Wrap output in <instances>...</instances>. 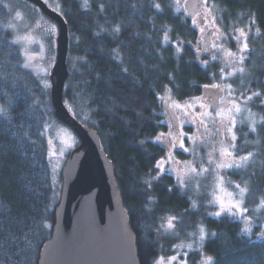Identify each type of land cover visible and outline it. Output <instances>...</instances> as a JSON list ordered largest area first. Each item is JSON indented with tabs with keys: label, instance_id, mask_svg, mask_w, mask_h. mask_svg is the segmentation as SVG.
<instances>
[{
	"label": "trees",
	"instance_id": "16d2710c",
	"mask_svg": "<svg viewBox=\"0 0 264 264\" xmlns=\"http://www.w3.org/2000/svg\"><path fill=\"white\" fill-rule=\"evenodd\" d=\"M210 2L225 26H249L245 71L226 81L217 63L197 57L199 33L175 0H57L74 60L63 100L97 130L113 164L139 264L179 252H185V264H203L206 257L213 258L211 264H264V0ZM18 49L0 4V108L5 110L0 116V264H38L59 199L44 130L59 121L50 93L22 67ZM215 83L228 92L231 85L234 98L251 96L244 105L256 115L255 132L246 123L236 128L233 149L237 156L252 155L245 166L229 172L232 181L248 189L243 206L253 224L247 232L236 218L211 216L203 202L193 206L170 174L152 179L164 155V147L154 141L166 127L159 96L167 89L183 100ZM169 217L176 219L168 231L163 223ZM201 228L203 241L195 237L189 249L179 248L180 240Z\"/></svg>",
	"mask_w": 264,
	"mask_h": 264
},
{
	"label": "rangeland",
	"instance_id": "374dc122",
	"mask_svg": "<svg viewBox=\"0 0 264 264\" xmlns=\"http://www.w3.org/2000/svg\"><path fill=\"white\" fill-rule=\"evenodd\" d=\"M176 1V0H175ZM186 1V0H185ZM179 0L180 7L184 10L188 16L193 17L200 22L199 26L205 27L203 33L200 32L199 26L196 27L199 33L198 42L196 44L197 57H205L209 62H215L218 64L221 71L220 79L223 76L226 81L228 79V73L233 72L234 69L243 67V63H238L239 60V48L245 41V38L233 39V36H239L234 29H243L247 34L249 32V26L247 25H229L225 26L221 21V16L218 9L214 4L207 0V7L202 6V0H190L189 5L195 7L193 14H189L184 6V2ZM46 4L54 10H58L57 0H44ZM181 3V4H180ZM0 4L4 7L5 12V27L11 34V38L14 43L18 46V50L21 55V65L24 67L31 76L39 83L43 89L50 93V73L56 57V36L58 33L57 25L47 18L36 6L23 0H0ZM59 11V10H58ZM199 12L201 15L197 16ZM206 12H210L208 16L209 20L215 19V27L212 24H204L202 17ZM219 29V31H217ZM213 44L219 46V50L213 47ZM70 45V44H69ZM228 52L236 53L235 59L227 56ZM245 55V53H243ZM215 56V59H213ZM70 65L67 59V65L72 66L74 60L71 59L69 54ZM237 73V72H235ZM223 83V82H220ZM214 85V84H211ZM221 92L217 88L209 87L204 90L202 95L188 97L183 100L174 99L169 90L165 89L164 93L159 96V102L161 106V121L164 123L165 130L159 132L155 137L161 133L164 134L162 139L164 143H159L164 147V158L166 161L164 164L165 171L163 173L170 174L176 183L179 185L181 190L187 192L193 200V206L199 202H203L206 211L211 216H216L214 213L220 211V202L222 201L225 206H228L234 200L240 199L238 189L235 185L239 184L241 187H245L244 184L232 181L233 179L229 175V172L236 170L217 168V164L221 162L220 148L222 147L221 141L231 143V134L226 130L220 132L217 131V126L220 120L229 115H234L236 124L233 128V132L236 134V128L242 123H246L250 126H255L256 115L252 113L250 109L244 105L246 97L241 99L234 98L226 90L225 86L220 85ZM200 98L199 101L193 98ZM162 98V99H161ZM235 101L241 106L240 113L229 114L226 110L232 107L230 101ZM179 103L181 105L193 104L192 108L175 109L169 107L173 103ZM66 107L73 113L70 102L64 101ZM205 105L204 108L200 107V104ZM224 110L221 117H217V111ZM185 112L188 114L185 115ZM209 113L210 115L205 117L207 128L200 125L199 119L201 113ZM178 118V119H174ZM195 121V122H193ZM183 122V123H182ZM169 124L172 128H169ZM231 126V125H229ZM173 131L177 137L180 132H183L184 146L189 149L188 152H184L180 149L178 141L175 148L172 147L171 137L168 133ZM44 136L46 139L49 164L53 171L56 181H54L56 196L60 194L61 189V169L68 156L70 149L75 146L78 142V138L75 133L66 125L60 122H51L46 125L44 130ZM189 137L193 139H189ZM237 137V134H236ZM233 151V149H230ZM234 152V151H233ZM211 155L212 163L209 164V157ZM236 157L247 156V155H235ZM161 158L159 160H161ZM231 159V158H228ZM249 159V158H248ZM177 161L179 163H177ZM248 161V160H247ZM245 162V164L247 163ZM245 164L243 166H245ZM195 167L196 172L193 173L191 168ZM201 168H207L206 173L200 171ZM159 172V169H158ZM220 177L223 179L221 180ZM181 178L184 179L185 183H180ZM242 208H245L242 205ZM229 214L227 212L221 215H228L232 218L240 220L249 229V225H252L251 219L247 215V212L241 214L235 212ZM167 221L163 223L164 228L167 230ZM169 231V230H168ZM200 231L196 234L189 235L179 241V248L189 249L195 239L199 237ZM195 239V240H194ZM190 246V247H189ZM182 253V254H181ZM185 252H179L172 256L164 257L160 256L155 259V264H185ZM175 256V260H170L171 257Z\"/></svg>",
	"mask_w": 264,
	"mask_h": 264
},
{
	"label": "water",
	"instance_id": "95a60500",
	"mask_svg": "<svg viewBox=\"0 0 264 264\" xmlns=\"http://www.w3.org/2000/svg\"><path fill=\"white\" fill-rule=\"evenodd\" d=\"M24 1L57 24L50 101L54 117L78 138L61 169L55 221L38 264H139L135 234L116 189L113 164L101 148L97 131L78 121L63 100L69 75L67 22L44 0Z\"/></svg>",
	"mask_w": 264,
	"mask_h": 264
},
{
	"label": "snow or ice",
	"instance_id": "6c2138e0",
	"mask_svg": "<svg viewBox=\"0 0 264 264\" xmlns=\"http://www.w3.org/2000/svg\"><path fill=\"white\" fill-rule=\"evenodd\" d=\"M176 2L179 3V0H176ZM85 4H87V0H85ZM202 6L207 7V0H202ZM101 7H103V6H101ZM156 7L159 8L160 6L157 4ZM196 15L200 16L201 14L199 12H197ZM209 15H210V12H206L202 17V21L204 22V24H212V26L215 27V19L213 18L212 20H209L208 19ZM252 23L254 24L255 21L253 20ZM192 25H193V27H198L200 25V22H198L197 19L195 17H193ZM116 30L118 31L119 29L117 28ZM199 30L201 33H203L205 31V27L199 26ZM217 31H219V29H217ZM234 32H237L239 34V36L238 37L233 36L232 37L233 39L239 40V38H245V40H246L247 33L243 29H234ZM165 39L167 40V36L165 37ZM213 47L217 48L219 50L218 45L213 44ZM247 50H248V45L246 42H244L242 44V46L239 48V53H241V54L239 55V60L237 61L238 63H243L245 61L246 57H245V55H243V53H245ZM177 51H179V48L177 49ZM227 56L231 57L232 59H235L236 53L228 52ZM213 59H215V56H213ZM221 71L223 72V69H221ZM244 71H245V69L243 67H240L238 69H234L233 72H229L228 76L234 75L235 72L243 73ZM221 79H224V77L222 76ZM203 87L205 89L212 87V88L219 89L221 92L223 91V89H220L219 85H215V84L214 85H204ZM228 88H229V94L231 95V85H229ZM253 95L259 96L260 93H258V92L253 93ZM193 99H195L197 101L200 100V98H198V97L193 98ZM251 99H252L251 96L246 97V100H251ZM230 103L232 104V107L226 110L229 114L233 113V111L235 113L241 112V106L239 103H236L234 100L230 101ZM169 107H172L175 109H183V108H192V107H194V105L189 103L185 106V105H181L179 103L174 102L172 105H169ZM200 107L204 108L205 105L203 103H201ZM223 111L224 110L217 111L216 116L221 117ZM4 112H5V110L3 108H0V116H3ZM187 114L188 113L185 112V115H187ZM209 115H210L209 113L205 112V113H201L200 116L197 117V119H199L200 125L204 126L205 128H207V123H206L205 117H207ZM174 119H178V118H174ZM262 119H264V118H262ZM193 122H195V121H193ZM235 124H236V120H235L234 115H229L227 117H224L218 123L217 131L220 132L222 130H226L229 134H231V143H227L225 146V141H223V140L221 141L222 147L219 150L220 156H221V162L219 164H217V168H224V169L236 168V169H239L245 164V162L248 160V158L252 155V153H249L247 156L236 157V156H234V152L232 150H230V149L236 148L235 141H236L237 137H236V134L233 132V128L235 127ZM229 125H231V126H229ZM169 128L170 129L172 128L171 124H169ZM251 131H253V132L256 131L255 126H253L251 128ZM168 136L171 137V144H172L173 148H175L177 146V141H178L180 149H182L184 152L189 151V149L184 146L183 137L185 136V134L183 132H180L179 136L177 137V135L173 131H170L168 133ZM162 137H164L163 133H161L159 136L156 137V142L161 143V144L164 143V140L162 139ZM189 139H193V138L189 137ZM228 158H231V159H228ZM165 162L166 161L164 160V158H161V160H158L156 162V164L154 165V168L159 169V172L157 174V177H153L152 179H158L160 173H163L165 171V167H164ZM177 163H179V162L177 161ZM211 163H212V159H211V155H210L209 164H211ZM191 171L193 173H195L197 170L195 167H193V168H191ZM200 171L202 173H206L208 171V169L207 168H201ZM220 179L222 180L223 178L220 177ZM146 183H148V186L151 187L150 182H146ZM180 183L182 185L185 183L183 178H181ZM235 188L238 189V193H236V194L239 195L240 199L234 200L228 206H225L224 203L221 201L220 202V211H217L216 213H214V215L220 216L224 212H227L229 214H234L233 210H235V212H240L241 214H243L244 212H247V209L242 208V205L244 203L243 198L245 196V193L248 191V189L246 186L241 187L239 184L235 185ZM261 206H264V199L261 200ZM175 219H176L175 217H169L168 222H167V230H172L174 228L173 221ZM244 231L247 232L248 229H245ZM213 235H215V234H213ZM261 237H264V232L261 233ZM204 238H205L204 229L201 228L199 240L203 241ZM175 259H176L175 256L170 258V260H175ZM211 262H213V258L212 257H206L203 261V264H211ZM158 264H159V262H158Z\"/></svg>",
	"mask_w": 264,
	"mask_h": 264
},
{
	"label": "flooded vegetation",
	"instance_id": "af4514ba",
	"mask_svg": "<svg viewBox=\"0 0 264 264\" xmlns=\"http://www.w3.org/2000/svg\"><path fill=\"white\" fill-rule=\"evenodd\" d=\"M183 1H185V0H181V2H183ZM188 1H190V0H186L185 2H184V6L186 7V10L188 11V13L191 15V14H193L194 12L193 11H195V7H193L192 5H189L188 4ZM181 4V3H180Z\"/></svg>",
	"mask_w": 264,
	"mask_h": 264
},
{
	"label": "bare ground",
	"instance_id": "6f19581e",
	"mask_svg": "<svg viewBox=\"0 0 264 264\" xmlns=\"http://www.w3.org/2000/svg\"><path fill=\"white\" fill-rule=\"evenodd\" d=\"M32 4V3H31ZM34 5V4H33ZM35 6V5H34ZM51 8V7H50ZM39 9V8H38ZM57 11V10H56ZM59 12V11H58ZM60 13V12H59ZM61 14V13H60ZM45 15V14H44ZM62 15V14H61ZM46 16V15H45ZM63 16V15H62ZM47 17V16H46ZM47 18H49V17H47ZM64 18V17H63ZM50 19V18H49ZM65 19V18H64ZM50 20H52V19H50ZM53 21V20H52ZM66 21V20H65ZM54 22V21H53ZM55 23V22H54ZM56 24V23H55ZM57 25V24H56ZM67 25H68V23H67ZM68 35H69V30H68ZM68 56H69V47H68V53H67V58H68ZM69 69V68H68ZM69 73H70V70H69ZM67 80V79H66ZM66 80H65V82H66ZM64 85H65V83H64ZM70 111V110H69ZM71 112V111H70ZM73 114V113H72ZM73 116L78 120V121H80L74 114H73ZM82 124H85V123H83L82 121H80ZM85 125H87V124H85ZM88 126V125H87ZM88 127H90V126H88ZM91 128V127H90ZM94 129V128H93ZM96 130V129H95ZM97 131V130H96ZM98 133V132H97Z\"/></svg>",
	"mask_w": 264,
	"mask_h": 264
}]
</instances>
